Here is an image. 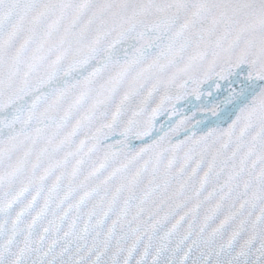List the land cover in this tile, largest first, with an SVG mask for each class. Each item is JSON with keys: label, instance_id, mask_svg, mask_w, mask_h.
<instances>
[{"label": "snow or ice", "instance_id": "snow-or-ice-1", "mask_svg": "<svg viewBox=\"0 0 264 264\" xmlns=\"http://www.w3.org/2000/svg\"><path fill=\"white\" fill-rule=\"evenodd\" d=\"M0 264H264V0H0Z\"/></svg>", "mask_w": 264, "mask_h": 264}]
</instances>
